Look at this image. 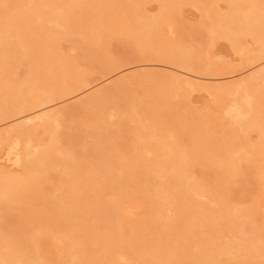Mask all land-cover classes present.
Here are the masks:
<instances>
[{
    "label": "bare ground",
    "instance_id": "bare-ground-1",
    "mask_svg": "<svg viewBox=\"0 0 264 264\" xmlns=\"http://www.w3.org/2000/svg\"><path fill=\"white\" fill-rule=\"evenodd\" d=\"M155 1L160 3V8L157 11L158 13L156 12L152 16L147 13L145 14L142 10L143 0H65L63 5H59L56 0H47L40 5L36 2V7L34 6L31 9L29 5L27 7L29 10L26 11L20 10L19 8L22 7H18L17 2L14 3L12 13L11 10L10 14H6L4 11V14L0 16V125L11 122V120L27 113L41 112L46 108L84 93L92 84V81L78 67V64L81 62L80 60L87 61L91 59L95 53H99L103 49L105 44L109 42V39L115 36L129 40L139 52L154 53L152 55H154L155 61L173 66L172 68H175L178 72L176 74H179L178 78L184 80L185 86L193 91L194 84L198 83L196 81H200L203 78L202 75H207V72L198 69L192 62H188V58L184 55L185 53L182 52L183 56L177 45L172 43L167 45L162 36L163 25H166L165 23H168L167 25L170 24L169 21L174 18L176 10H178L177 6L185 0ZM223 1L228 6V9L224 10L225 12H219L218 8L214 10V4L204 7L205 9L203 10L202 7L209 2L201 4L199 1L201 4L199 6L203 5L200 8L204 11L206 18L202 23V28L208 29L211 35L213 34L212 37L215 36L218 40H224L229 43L233 53L240 57L243 69L254 70V73L233 84L214 85L208 86V88H213L212 97L219 98L221 101H224L227 94L234 95L236 99L232 100L227 109V114L231 118L239 119V127L237 128L239 131H234L232 124L229 122L225 123V121L221 135L219 133L220 136L215 137L214 135H208L207 132L205 133V124H201L200 127L198 123L199 128H197L198 124L196 126L193 121L190 123L188 122L189 120H186L184 125L182 122L184 120H178L179 116L174 115L175 113L172 112L174 109L172 105L175 103L172 100L176 97L170 96L171 92H169L168 84L163 82L164 80L155 82L152 85L154 88L152 90L148 88L149 90L147 89L145 92V87L144 89L142 88L146 96L152 92L150 95L152 97L149 98L150 100H145L146 105L142 109L134 105L135 100L128 87L120 84L115 89H102L82 99L77 104L78 106L76 108L74 107L75 110L80 111L81 117L80 119L78 118V121L75 119L77 122L73 126L65 125L67 121L65 119L68 115L61 110L40 113L35 118L38 121L37 124L43 128V131L45 130L47 132L44 133L48 135V138L45 135V141L37 140L40 143L35 147V150H33L34 148L32 149L33 151L31 148L29 150L23 145V140H28L31 143L32 138L35 140V131L33 132L32 129H29L32 130L29 131L21 127L23 124L19 126L20 128L18 127L19 130H12L11 128L12 131L10 129L2 130L0 132L1 160L4 159L5 162L11 163L12 166H22L26 171L29 170V175L26 172V176H24L25 174L23 175L24 177L18 176L19 178L11 179V175H9L10 178L7 176L9 173L6 174L4 170H1L3 173H0V212L5 211V209H13V206L16 204V197H18L17 194H20V196L24 195V198H26V195L23 193H29V189H34L38 184L39 186L37 187H40V184L42 187L40 173H46L51 166L52 170L55 166L54 164L56 163L57 165V160H55L57 157L63 158L64 155H67L66 157L69 158V155H71L69 154L70 149H65L68 145L64 149L60 147L54 129L56 126H53L54 124H63L65 122L66 130L84 133L74 135L76 137L69 136L68 140H72V138L79 140L83 136L92 137L94 140H97L99 142L97 147L93 151L88 152L86 158L89 157L91 160H94L95 166H99L102 172L98 177V174L93 171L95 169L94 167L91 170L93 171L92 173H88L91 171L86 170L79 174L77 172L78 169L74 167L75 165L73 164L74 166H72L75 159H62L61 163H59L60 165L58 164V168L62 170L64 175V179L62 180L65 184L66 190H64L66 193H70V196L67 195L68 198L66 199L65 193L64 198L66 200L63 197L56 198L58 195H51L52 192L49 191L50 187L49 189H44L43 187L49 193H43L42 197L40 196L41 194L36 192V189H38L36 187L34 189L35 192L30 194V198L37 199L39 197L38 202L42 201L41 203H43L44 207L46 206V209L49 207L47 211L51 217L44 218L43 215L35 212L37 217L34 215V217L25 219L26 224L32 227H28L29 231H27L28 228L26 230L28 238H25L24 241L22 239L21 243L16 242L17 245L14 241H5L4 243L1 239L0 264H45L44 259L40 256L41 246L42 244L48 243L49 240L54 239L55 235L60 233L59 231L65 234V246L71 252L67 264H119L120 261L125 260V256L128 254L127 252L130 251H133L130 252L132 253L130 256L135 254L139 257V260L147 257L142 264H184L185 257L189 254L188 244L195 240L197 236L195 232H193L194 234H191V232L183 233L182 225H185V223L188 224V221H190L189 224H191V227L204 228L207 234L211 236L209 240L195 241L198 251L191 258L193 260L195 259V263L197 264H255L253 262L258 258H264V248L254 243V250L250 246L242 245L239 247L241 250L239 251L242 252L240 256L244 259L243 261H235V259L232 260L234 262L230 263L227 258L232 254V250L234 249L223 241L219 231L215 228V223H212L211 216L214 215H212L209 205H206V203L203 205V203L194 201V197L201 194L208 197L211 202H218L220 207L217 212L219 214L218 216L221 219L225 218V223L228 226L237 227V232L240 230V232L247 235H254L258 231V227H255V221H253L256 219L253 211L254 208H241L233 211L231 209L229 211L224 204V199L221 194L217 195L213 189L205 187L201 180L202 177L197 179L198 181L196 179L193 180L187 170L189 165L194 162L210 165L213 168L219 186L227 189L231 181L243 176L244 172L247 174L246 171L248 172L251 169L243 167L240 159L238 160L236 158L235 160L232 157L234 154L247 151L246 147L248 146L247 140L249 139V133L256 130L255 132L260 133L264 139V114L262 115L264 112V0ZM11 2L12 0H0V11H2V7L6 8L5 5ZM32 2L34 3V1ZM53 23L63 27L64 32L62 33L65 34H63L64 37L62 33L51 31L50 26ZM75 28L80 31L78 33L82 36L79 40L73 38L70 41L72 51L76 55H61L58 39L60 37L61 39L72 37V31ZM14 38L17 39L16 41L20 44L23 53L21 49L20 51L11 50V40ZM21 56L27 58L28 64L23 77L17 80L18 77L16 78L14 76L16 73L9 63L11 60L17 61ZM119 67L117 64L108 63L106 69L104 68V72L111 74L119 69ZM132 83L135 84L138 81L134 79ZM135 85L138 86L139 83ZM148 91H151L150 94ZM106 106L107 108L110 106L115 109L119 114H126L131 120L134 119L132 123L134 121L136 124V138H133L134 140H132L129 146L121 147L122 150L120 152L124 153V157L115 155L113 143L109 139H104L102 136V132L109 125L108 119L112 116L107 115ZM140 118L141 120L143 118L147 123H152L153 127H150L157 133L155 132V134L149 126H146V123L143 125ZM166 119L175 124L170 128V124L166 123ZM123 120L117 124L118 129L126 127L125 124L127 123ZM196 121H198L197 118ZM35 122L32 121V123ZM186 124L193 126V132L196 133L193 135L190 133L192 136L188 140L186 139L187 142L189 141L188 147L183 149L175 147L177 150H173L170 147L171 145L168 146L167 140H165L166 138L163 139L164 137H162L163 135L161 133H164L165 129H170L175 135L181 137L182 132L179 129L181 127L184 129ZM24 125L26 124L24 123ZM33 125L35 126L36 123ZM154 125L157 128H154ZM164 125L166 128L163 129ZM28 126L27 128H29ZM40 126L36 125V127ZM97 127H99L100 132L95 133L89 131V129H96ZM188 127L185 129H188ZM199 129H201V132ZM255 132H252V134H255ZM156 136H159V140L162 137L166 142L161 140V143L164 142V144L160 143L161 145L158 144L157 146L149 144L148 139ZM258 140L262 142L259 137ZM68 142L71 144L73 141ZM132 150L137 151L135 155L133 152V154L131 153L132 155H128V152L130 154ZM142 150L153 155L154 159L152 163H147V160L145 162V158L143 159V154L141 153ZM65 151H68V154ZM247 153L250 155V159H248L249 163L259 164V169L257 170L260 176L256 180L260 181H257L256 185L261 186L260 193L262 192V194H259V198L262 195L264 198V142L257 146L255 145L254 149ZM31 168L35 170V174L30 173ZM151 173L155 174L154 176L157 175L156 178L159 176V178L165 180L162 187L158 189L156 186L154 187L155 190L157 189L156 197L160 199V197L166 194L167 189L171 188L173 191L171 190V193L167 192V197L165 196L163 198L164 200L167 198V202L169 201L173 206L179 204L176 206H179V209L176 208L178 212L175 210L177 213L173 214L174 216L167 221L166 216L164 217L159 210V213H157L156 208L155 210L153 209L156 206L152 203L153 201L144 200L147 206L151 208L146 214V218L140 224L133 226V233H124L123 230H126V225H120V222H122L121 219L126 213L122 209L124 207L121 206L123 203L119 204L120 202H118L110 205L106 197V200L103 199V196H105L103 192L106 190V186L109 187L110 185V190L114 194L113 199L121 200L126 196L132 198L128 194L129 191L126 194L123 190V187L128 182H132L131 184L135 185L131 186V191L133 194L136 193L138 195V199L139 194L147 195L148 188L146 190V186L144 185L146 183L147 185L148 183L151 185L155 179L153 174L152 177L150 176ZM44 175L42 174V178ZM80 177L82 179L79 181L85 186L88 185V187L86 186L85 188L83 186L84 188H80L77 180ZM137 180H140L139 184ZM70 181L74 182L72 183L73 185L70 184ZM42 182L44 181L42 180ZM77 184H79V187H77ZM74 185L79 189H76ZM165 188L167 189L163 190ZM51 196L54 197L53 202H50ZM29 199L27 200L29 202L27 205L31 204L30 206H36L38 203L37 200L35 204V199ZM47 199H49V203L46 202ZM22 200L24 203L26 202V200ZM79 204L83 206V209H86L88 218L77 225H73L77 219L73 220ZM82 208L80 209L82 210ZM6 211L5 213L7 214ZM48 212L45 215H49ZM7 215L10 216V214ZM2 219H5V217H2ZM95 230L96 232L100 230L102 233H105L100 246L106 255H109L106 259H103V256L96 258L92 254L91 244L95 242L93 237L96 235L93 233ZM154 232L158 234L156 236L159 238L152 237ZM174 233L176 235L179 234L176 236V240L178 241L169 244L166 238H168L167 236L175 237ZM162 234H164V237L161 236ZM15 235L16 237L19 236L17 232ZM178 236L180 239H177ZM2 242L6 245L2 246ZM78 243L83 246L79 252L76 251L74 246ZM138 243H141L142 246L138 247ZM32 245L35 248V254L37 256L35 259H31L28 256V254L30 255L28 248ZM122 251L126 252L125 256L122 254ZM234 255H231V257L235 258ZM130 256L128 254V257Z\"/></svg>",
    "mask_w": 264,
    "mask_h": 264
},
{
    "label": "rangeland",
    "instance_id": "rangeland-1",
    "mask_svg": "<svg viewBox=\"0 0 264 264\" xmlns=\"http://www.w3.org/2000/svg\"><path fill=\"white\" fill-rule=\"evenodd\" d=\"M15 1V2H14ZM34 1V3L32 2ZM47 0H12V2L8 5H5L6 8L2 7L0 11V16L4 13L6 14H10V10L11 13L13 12V4L17 2L18 7H22L19 8L20 10H29V8H27L29 5L30 9L32 7H36L37 3L40 5L41 3L46 2ZM58 2L59 5H63L65 3V0H56ZM61 1V2H59ZM68 1V0H67ZM70 1V0H69ZM72 1V0H71ZM201 4H205L207 2V5L205 4L203 7L199 6L200 2ZM205 1V2H202ZM185 0V1H181L182 3L179 4V6H177L176 10V14L174 15V18L169 21L170 22V26L167 25L168 23H165L166 25H163V29H162V36H163V40L164 42L169 45V44H174L177 45L179 47V49L181 50V53H185V57L188 58L187 61L192 62V64L195 65V67H197L198 69L207 72V75H202L203 78H198L200 79V81H196L198 83L194 84V90H190V88H188L187 86H185L186 84H184V80H181L178 78V75L176 73L177 70L175 68H172L173 66H170L166 63H162L159 61H155L154 59V53L152 52H139V50L127 39H121L120 36L119 37H114L109 39V42L105 44V46L103 47V49H101V51L99 53H95L94 56L91 57V59L89 60H83L81 59L79 62L80 64H78V67H80L81 72H84L87 74V76L90 78V80L92 81V84L89 86V88L82 94L77 95L71 99H68L66 101H63L59 104H56L54 106H51L49 108H46L45 110H42L41 112L38 113H32V114H25L22 116H19L17 118H15L14 120H11V122H7L6 124L0 125V132L2 130H9L10 128L12 130H19L18 127L21 125V127L26 128V129H32L33 132L35 133V140L34 138H32L31 143L28 140H23V145L27 147V149L31 150H35V147L38 146V144L40 143L39 141L37 142V140L40 141H45L46 137L48 138V135L45 134L47 132H45V130L43 131V128H41L40 125H38V121L36 120L35 117H37L38 115H40V113H46V112H55V111H62L63 113H65L66 115H68V117H66L65 121V125H72L75 124L78 121V118L80 119L81 115H80V111L75 110L76 106H78L77 104L80 103V101H82V99L86 98V96H89V94L95 93L97 91L100 90H104V89H115L118 85L120 84H124L128 87V89L131 91L132 96L135 100L134 105H136L138 108H143L146 105V99L150 100L149 98H151L152 96H150L152 94H147V96L145 95L146 90L148 88H150V90H152L154 83L160 80H164L163 82L166 84H168L169 87V92H171L170 96H175L176 100L173 99L172 101L175 102L173 103V107L174 109L172 110V112H174V115H178V120L181 119L184 120L182 121L185 125L186 120L188 122L191 123V121H193L195 123V125L197 126V124H205L206 128H204V130L206 129L205 133L207 132L208 135H214L215 137H217L220 133L221 135V131L224 125V122L227 123H231L232 124V129H234V131H237L238 129V122L239 119L236 118H231L228 114H227V109L230 106L232 100L236 99L234 97V95L232 96L230 95H226V98L224 99V101L219 98H215L212 97V92H213V88H208V86H214V85H228V84H233L236 83L238 81H241L245 78H247V76H250L254 73V70H248V69H243V66L241 64V59L238 55H235L233 53V51L230 48L229 43H227L224 40H218L215 36L212 37L211 33L209 32L208 29H203L202 28V23L203 21L206 19L205 15H204V7L210 6L214 4L213 9H217L219 10V12H225V9H228V6L226 3H224L225 1H221V0ZM207 1V2H206ZM144 2V3H143ZM142 2V10L144 11V13L149 14L150 16H152L153 14L155 15L156 12L158 11V9L160 8V3L158 1L155 0H143ZM211 2V3H210ZM216 2V3H214ZM222 2V3H221ZM16 4V5H17ZM21 4V5H20ZM35 4V5H34ZM200 4V5H201ZM209 4V5H208ZM9 6V7H8ZM202 7L203 10L200 8ZM27 8V9H26ZM144 8V9H143ZM181 9V10H180ZM5 11V12H4ZM4 12V13H3ZM178 12V13H177ZM123 13V12H122ZM158 13V12H157ZM121 15V14H120ZM201 25V26H200ZM165 26V27H164ZM167 26V27H166ZM51 31L53 32H59L62 33L64 32V29L62 26H60L59 24L56 25V23H53L51 26ZM72 37H65L64 39H61V37L58 39V46L60 48L61 51V55H76V53L74 51H72V46L70 41L74 38V39H81L82 36L79 35L80 31H78V29H74L72 31ZM79 32V33H78ZM64 33H62V36ZM81 37V38H80ZM122 37V36H121ZM123 38V37H122ZM216 39V40H214ZM17 39H12L11 43H12V47L11 50H17L21 52L23 51L22 48L20 47V44L18 43V41H16ZM218 40V41H217ZM102 52V53H101ZM23 53V52H22ZM182 53V55H183ZM187 53V54H186ZM183 55V56H184ZM184 57V58H185ZM117 64L119 65V69H117L116 71H114L111 74H106L104 71L106 69V65L107 64ZM10 66L13 69V71L16 73L14 76L18 79L23 77V74L26 70V66L28 64L27 62V58L25 56H21L20 59H18L17 61L15 60H11L10 61ZM81 65V66H79ZM105 68V69H104ZM84 71H83V70ZM175 69V70H174ZM176 74V76H175ZM178 78V79H177ZM136 79L139 83V85H135L138 83L133 84L132 80ZM177 79V80H176ZM200 82V83H199ZM145 87V92L144 90H142V88L144 89ZM154 89V88H153ZM211 92H210V90ZM149 90V89H148ZM129 91V92H130ZM173 91V92H172ZM172 93H174L172 95ZM212 94V95H211ZM178 102V103H177ZM171 106V107H172ZM75 107V108H74ZM107 108V106L105 107ZM172 109V108H171ZM264 110V108H263ZM65 111V112H64ZM171 112V113H172ZM31 113V112H30ZM106 113L107 115H112L108 121H109V125L108 127H106V130L102 132V136L104 137V139H109L111 143H113V151L115 152V155L118 156H123L124 153L120 152L122 150L121 147H127V145L129 146L130 143L132 142V140H134L133 138H136V133H135V126L136 124L132 123V119L128 118L125 115L119 114L118 112L115 111V109L111 108L110 106L106 109ZM264 114V112L262 113V115ZM146 117V116H145ZM176 117V116H175ZM264 117V115H263ZM139 118V117H138ZM184 118V119H183ZM196 118L198 119V121H196ZM35 119V120H33ZM77 121H76V120ZM124 119L123 121H125L126 127L125 128H121L118 129V123ZM145 120H147L146 118H144ZM194 119V120H193ZM200 119V120H199ZM139 120V119H137ZM141 120V118H140ZM35 122L37 126L40 127H36V125L34 126L32 123ZM142 123L144 125V123H146V126H151L153 127L152 123H147V121L145 122L142 118ZM140 121V122H141ZM237 121V122H236ZM192 122V125H193ZM202 122V123H200ZM236 122V123H235ZM24 123L26 125H24ZM63 124H59L57 123L56 125L54 124L53 127L56 131L57 134V141L60 144V147L64 149V147L66 145V150L69 148V158H73L75 159V161H73L72 166L75 167V169H78L77 172L80 174L82 171H86V170H93L94 167L95 169L93 171H95L99 175H101L100 173L102 172V169L98 166H95L94 160H91V158H86L87 157V153L93 151L94 148L97 147L98 145V141L94 140V138L92 137H88V136H83L81 137L79 140H77V138H72V140H68L69 136H73L76 137L74 135L77 134H84L83 132H72L71 130H66L65 125ZM166 123L170 124V128L175 124L170 122L169 120L166 119ZM199 124L197 126V128H199ZM27 125H29L27 128ZM183 125V126H184ZM71 126V127H72ZM155 126V125H154ZM189 126V127H188ZM195 126V129H196ZM150 127V128H151ZM185 128L188 127V129H183V127H181L179 130H181L182 132V136L179 137L177 135H175L173 132H171L170 129H165L164 133L162 132L161 135L162 137H164L163 139L167 140L168 146L171 145L170 147H172L173 150H177L178 149H183L185 147L189 146V141L187 142L188 138H190V136H192L193 134H195L194 128L193 126H191L190 124L186 126H184ZM20 128V127H19ZM154 128H157L156 126ZM153 128V129H154ZM166 128L165 125L163 126V129ZM10 129V131H12ZM29 130V131H32ZM152 130V128H151ZM150 130V131H151ZM156 130V129H155ZM201 129H199L200 131ZM203 130V129H202ZM89 131L92 132H100L99 127H97L96 129L91 128L89 129ZM154 133L156 131L152 130ZM159 131V130H158ZM163 131V130H162ZM178 131V130H177ZM196 131V130H195ZM239 131V130H238ZM256 130H253L252 132H255ZM45 132V133H44ZM198 132V131H197ZM201 132V131H200ZM252 132H250L248 135V146L246 147L247 151L245 152H241V153H237L234 154L232 157H234L233 159L236 160V158L239 160H241V165H243V167H248L251 168L249 169V171L245 174V172L243 173V176L238 177L237 179L231 181L228 184L227 189H224L222 187L219 186L218 184V180L216 179V175H214L213 172V168L210 165H205L201 162H194L191 165H189L188 170V174L191 175L193 180H197L200 179L202 177V183L204 184L205 187H208V189H213V191H215V193L221 194L223 196L224 199V204L227 207V209L229 211L235 210V209H241V208H246V209H251L254 208V216L256 217V219H254V225L255 227H258V231L256 234L252 235V234H245L240 232V230H238L237 232V227L235 226H231V225H227L225 223V218L221 219L220 216H218L219 214L217 213L219 210V205L218 202H211V200L204 196V195H199L194 197L196 202L199 203H203V205L206 203V205H209V208L211 209L212 215L211 216V220L212 223L215 225V228L217 231H219L220 236L222 237L223 241L228 244L229 247L233 248L234 250H232V254L234 255L235 253V258L231 257V255L228 256L227 259H229L230 263L234 262L232 260L235 261H243L244 259L240 256L242 255V252H240V246L244 245V246H250V248H253L254 243L256 245H261L264 248V198L263 195L259 198V194H262L261 191V186L258 187L256 185L257 181L256 179H259L258 176H260L259 171L257 169H259V164L258 163H249L248 159H250V155H248L247 152H250L254 149L255 145L257 146L258 144H262L264 142V139L262 138V136L260 135V133H256L255 134ZM157 133V132H156ZM155 133V134H156ZM192 135H191V134ZM203 133V132H202ZM159 134V133H158ZM173 134V136H172ZM46 135V137H45ZM189 135V136H188ZM219 135V136H220ZM101 136V138L103 139V137ZM251 136V137H250ZM261 136V137H260ZM157 137V138H156ZM156 137H151L150 139H148V143L153 145V146H157L158 144L161 145L162 143L164 144V141L162 139V137H160V140L158 139L159 136ZM258 137L260 138V140L263 141L260 142L258 140ZM100 138V139H101ZM171 138V140H170ZM114 139V140H113ZM187 139V140H186ZM30 140V139H29ZM161 140H163L164 142L161 143ZM250 140V141H249ZM35 141V142H34ZM68 141H73L71 144ZM33 142V143H32ZM161 143V144H160ZM32 144V145H31ZM35 144V146H34ZM166 145V144H165ZM186 145V146H185ZM176 147V148H175ZM32 150V151H33ZM71 151V153H70ZM144 151V152H143ZM66 152V151H65ZM135 155V152L137 151H130V154L128 152V155H132L133 153ZM29 153V152H28ZM132 153V154H131ZM141 154L143 156V159L145 158V162L147 163H152L153 162V155H150L148 153H146L145 150L141 151ZM246 153V154H244ZM66 154H68V151L66 152ZM243 155V156H242ZM247 155V156H245ZM65 156V158H64ZM63 158H59L57 157L55 160H57V165L56 163L53 165L54 169L51 167L49 168V170L46 173H40V181L43 184L41 187H37L39 186V184L37 186H35L34 189H36V187L38 189H36L39 194H41L40 196L43 197V193L48 194L49 192L44 189H49L50 187V192L51 195L55 194L58 195L56 198H65L67 199V195L70 196V193H66L65 192V184L62 182V180L64 179V175L63 172L60 168H58V164L61 163V160H65L67 157V155H64ZM1 154H0V173L1 170H4V172L7 174V176L9 177V175H11V179H16L19 177H22L24 174V176H26V172L28 173L29 170H25L22 166H12L11 163L9 162H5L4 159L1 160ZM124 157V156H123ZM67 158V159H69ZM28 159V157H27ZM72 159V160H73ZM147 160V161H146ZM76 162V163H75ZM70 163V162H69ZM71 164V163H70ZM74 164V165H73ZM60 165V164H59ZM77 167V168H76ZM33 170V168L30 169V173L31 174H35V170ZM97 170V171H96ZM88 172V173H92ZM68 172V171H67ZM72 172V170H71ZM94 172V175H95ZM4 173V174H5ZM66 173V172H65ZM70 173V172H69ZM87 173V174H88ZM117 174V172H115ZM259 173V174H258ZM5 174V175H6ZM30 174V175H31ZM42 174H45L42 178ZM83 174V173H82ZM152 174H150V176L152 177ZM29 175V173L27 174ZM90 175V174H88ZM93 175V174H91ZM155 174H153L154 176ZM19 176V177H18ZM23 176V177H24ZM87 176V175H86ZM157 176V175H156ZM154 179V181L150 182L152 183L151 185H147V183L144 185L146 186V194L147 195H140L139 194V198L137 199V194H133L131 189L133 185L135 184H131L132 182H128V184L126 186L123 187L124 192L129 191V196L132 198H128L127 196L121 200H117V199H113V195L112 194V190H110V185L109 187L106 186V190L103 192V194L105 196H103L105 199L109 201L110 205L114 204V203H118L121 204V206H123L124 208L123 211H125L126 215L124 214L121 221L120 225H126V230L124 229L123 232L127 233V234H131L134 232L133 230V226L136 224H140L145 218H146V214L149 212V210L151 209L150 207L147 206V204L145 203L144 200H149V201H153L152 203L154 204L153 209L158 211H160V213L166 218V220L168 221L170 218H172L175 214L178 212V210H176V208L179 209V206L176 207L174 205H171L169 203V201L167 202V198L163 197H167V192L171 193L173 190L171 188H165L163 190H168L166 192V194L162 197L157 198L156 197V190L160 187H162V184H164L165 180L163 181L162 178H156ZM9 177V178H10ZM14 177V178H13ZM153 177V178H154ZM258 177V178H257ZM68 178V177H67ZM75 178V177H74ZM152 178V180H153ZM81 177L80 179H77L79 184H80V188H86V186L88 187V185H83V183H81ZM42 180L44 182H42ZM73 180V179H70ZM80 180V181H79ZM39 181V182H40ZM140 181V180H139ZM139 181L137 180V183L139 184ZM198 181V180H197ZM260 181V180H259ZM258 181V182H259ZM71 182V181H70ZM74 182L76 183V180L74 179ZM73 181L70 183L71 185H73L72 183H74ZM77 182V183H78ZM134 183V182H133ZM142 183V182H141ZM161 185H159V184ZM79 184H77V187H79ZM130 184V185H129ZM156 184V185H153ZM76 185V184H75ZM74 185V186H75ZM159 185V186H158ZM84 186V187H83ZM143 186V189H144ZM156 186V190L155 187ZM158 186V187H157ZM44 187V189H43ZM76 187V186H75ZM74 187V188H75ZM76 189H79L77 188ZM41 188V190H39ZM33 188H31V190L29 189V193H23L26 195V198H24L23 196H20V194L16 197V204L13 206V209H5V211L7 212V215L5 213V211H1L0 212V217H5V219L0 218V240L3 241L5 243V241H10L16 243L19 242L21 243V240L24 241L25 238H28V234L26 235V230L29 227V225L26 224L25 219H29L30 217H37V214H41L44 216V218L50 216V213L47 211V209H49V207L46 209L43 205V203L38 202V198H30L31 197V193L35 192ZM65 189V190H64ZM39 190V191H38ZM151 190V193H150ZM170 190V191H169ZM172 190V191H171ZM41 191V192H40ZM131 192V193H130ZM155 192V193H153ZM66 193V195L64 196V194ZM150 193V194H148ZM153 193V195H151ZM61 194V195H60ZM143 194V193H142ZM135 195V196H133ZM21 199H20V197ZM49 196V195H47ZM141 196V197H140ZM153 196V197H152ZM156 198H155V197ZM52 198L50 199V202L54 201V197L51 196ZM30 198V199H29ZM64 198V199H65ZM135 198V200H134ZM149 198V199H147ZM155 198V199H154ZM258 198V199H257ZM263 198V199H262ZM26 200V202L24 203L23 200ZM34 200L35 199V204H36V200H37V204L36 206H30L27 205L29 204V202H27V200ZM63 199V201H65ZM105 199V200H106ZM131 201H130V200ZM133 199V200H132ZM260 200H262V202H259ZM156 201V202H154ZM22 202V204H20ZM49 203V199H47V201ZM45 202V203H46ZM31 203V202H30ZM60 203V202H59ZM108 203V204H109ZM19 204V205H18ZM26 206H25V205ZM34 204V205H35ZM257 204V206H255ZM259 204V205H258ZM22 205V206H20ZM82 205V204H81ZM4 206V205H2ZM17 206V207H16ZM20 206V207H18ZM28 206V207H27ZM30 206V207H29ZM15 207V209H14ZM23 207V209H22ZM83 206H80V204L77 206V210H76V215L74 216L75 222L73 223V225H77L79 224L81 221H83L84 219L88 218V213L85 211L86 209L82 208ZM20 208V209H19ZM82 208V210L80 209ZM87 208V207H86ZM126 208V209H125ZM158 208V209H157ZM162 208V209H161ZM208 208V209H209ZM49 215H45V213L47 214V212ZM105 209V208H104ZM103 209V210H104ZM107 209V207H106ZM209 209V210H210ZM127 210V211H126ZM153 210V211H154ZM163 210V211H162ZM175 210L177 212H175ZM213 210V211H212ZM155 211V212H157ZM159 211L157 213H159ZM228 211V213H229ZM33 212V213H32ZM35 212H37V214H35ZM39 212V213H38ZM163 212V213H162ZM30 213V214H29ZM32 214V215H31ZM257 216H256V215ZM48 217V218H50ZM217 217V218H216ZM82 218V220H81ZM214 218V221H213ZM220 218V219H219ZM190 223V221H188ZM187 224L185 223V225H182V229H183V233H190L191 234L193 232H195L197 234L195 240L191 241L188 244V255L187 257H185L184 260V264H197L195 263V259L193 260V258H191L193 255L197 254V246H196V242L195 241H200V240H209L211 238L210 234H207V231H205L204 228H200V227H196V226H192L191 224ZM128 224V225H127ZM32 226H30L29 228H31ZM233 227V228H232ZM29 228L27 231H29ZM33 229V228H32ZM30 229V230H32ZM62 230V229H61ZM128 230V231H127ZM16 232L19 236L16 237ZM33 232V231H31ZM60 233L58 234H54L55 238L52 240H49L48 243L46 244H42L41 249H40V256L44 259L45 264H67L69 257L71 255L70 249L68 250L67 247L65 246V234L61 231H59ZM96 235L93 236L95 239V242L93 244H91V251L93 252L92 254H94V256L96 258H101L102 256L104 257L103 259H106V257H108L109 255L105 253L104 250L101 249L100 244L102 243V239L104 237L105 233H102V231H97L96 230L93 232ZM261 233V234H260ZM175 234V233H174ZM173 234V235H174ZM194 234V233H193ZM260 234V235H259ZM26 235V236H24ZM158 234H156V232L153 233V238L157 237L156 236ZM179 235V234H177ZM167 236L168 238H166V241L171 244H173V242H177L178 240H176V236ZM24 238H22V237ZM162 237H164V234L161 235ZM181 236V235H180ZM260 236V237H258ZM2 237V238H1ZM152 237H150L152 239ZM5 238V239H4ZM17 238V239H16ZM66 238V237H65ZM257 238H259L257 240ZM16 241H15V240ZM19 239V240H18ZM177 239H180L179 236ZM18 240V241H17ZM176 240V241H175ZM67 241V240H66ZM260 241H262L260 243ZM2 242V246H5ZM68 242V241H67ZM257 242V243H256ZM18 243V244H19ZM70 244H72L71 242H69ZM260 243V244H259ZM17 245V243H16ZM138 247H141L142 244L138 243L137 244ZM75 249L77 252H79V250H82L83 246L82 244H75ZM73 246V247H74ZM1 247V246H0ZM18 247V246H17ZM23 247V246H22ZM2 249V247L0 248V250ZM23 250V248H21ZM30 251L28 253H30V255L28 254L29 258L31 259H35L37 258L36 254H35V248L33 247V245L31 247L28 248ZM27 249V250H28ZM74 250V252H76ZM72 250V251H73ZM128 250V249H127ZM126 250V251H127ZM240 250V251H239ZM122 251V254L125 253ZM133 252V251H130ZM130 252H127L130 256ZM35 255H34V254ZM128 254H126L127 256H125V260L120 261L119 264H142L143 261L147 258V257H143V259L139 260V257L136 256L135 254L128 257ZM138 259V260H137ZM253 263L255 264H264V258H258L256 261H254ZM14 264V263H13ZM35 264V263H32ZM209 264H213V263H209Z\"/></svg>",
    "mask_w": 264,
    "mask_h": 264
}]
</instances>
